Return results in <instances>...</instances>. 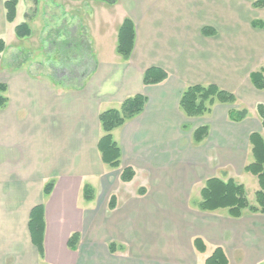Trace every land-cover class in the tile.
Returning a JSON list of instances; mask_svg holds the SVG:
<instances>
[{
	"label": "crops",
	"instance_id": "1",
	"mask_svg": "<svg viewBox=\"0 0 264 264\" xmlns=\"http://www.w3.org/2000/svg\"><path fill=\"white\" fill-rule=\"evenodd\" d=\"M86 1V18L79 10L62 19L45 13L39 29L32 24L34 13L27 17L18 9L8 23L0 0V83L7 98L0 107V264H204L216 247L227 264H264V213L244 210L232 217L227 209L196 207L204 181L223 179L227 167L244 171L252 160L249 135L264 137L256 111L258 103L264 105V91L249 79L264 60V28L251 25L264 21V7H253L255 0ZM97 3L105 5L101 18ZM125 18L135 30L126 60L116 51ZM21 20L31 31L24 38L14 31ZM204 27L214 34L203 35ZM34 37L53 46L64 42V52L74 39L87 40L90 49L73 57L76 83L67 82L66 63L49 72L44 57H29L33 49L23 43ZM149 67L161 68L166 78L144 84ZM192 84H215L236 100L188 117L179 99ZM135 94L146 102L111 131L120 151L119 167L113 168L98 150V116ZM241 108L246 117L229 120V110ZM203 125L207 135L195 143L192 132ZM127 166L134 176L123 182L119 174ZM49 181L52 189L44 194ZM119 182L135 188L125 191ZM85 185L92 189L89 200ZM112 195L115 207L109 210ZM37 205L43 207L40 250L29 227ZM73 233L79 237L71 249ZM195 237L203 240V252L193 246Z\"/></svg>",
	"mask_w": 264,
	"mask_h": 264
},
{
	"label": "trees",
	"instance_id": "2",
	"mask_svg": "<svg viewBox=\"0 0 264 264\" xmlns=\"http://www.w3.org/2000/svg\"><path fill=\"white\" fill-rule=\"evenodd\" d=\"M20 0H3V9L5 20L12 23L16 17L17 5ZM108 4H113L116 0H101ZM253 7H264V0H255ZM251 25L257 28H264L263 20H253ZM18 38H24L30 34V28L25 20L20 21L14 27ZM203 35H213L214 30L211 27L202 28ZM135 39L134 25L131 19L125 18L118 28L117 33V53L124 59L130 57ZM5 49V41L0 38V57ZM167 73L159 67H149L143 73L144 84H156L163 81ZM251 84L258 90L264 91V60L262 64L249 74ZM6 85L0 83V107H4L7 98L4 96ZM235 95L227 90L219 88L215 84L201 85L192 84L185 88L179 99V108L188 117H197L209 113L211 106L216 103H234ZM146 102V97L142 94H135L124 99L119 108H109L99 113L98 119L101 125L103 135L98 141V150L101 154V160L110 167H119L120 151L117 144L113 141L111 131L121 126L127 119L139 114ZM256 111L261 120L264 131V105L258 103ZM247 115L245 108L231 109L228 112V118L231 121H241ZM208 132V126L197 127L192 132V139L195 143L205 138ZM249 144L251 145L252 160L247 163L243 170L256 177L258 189L255 191V204L248 202L245 187L242 183L236 182L232 178L223 180L213 176L204 181L200 190V200L196 207L202 211H215L218 209H227L232 217H239L244 210L250 212L264 213V137L259 133L249 135ZM134 176L132 167L121 169L119 178L123 182L130 181ZM52 181L45 184L43 191L48 194L52 189ZM141 188L139 193L142 194ZM83 195L89 200L92 198V189L89 185L83 187ZM115 207V196L112 195L108 202L109 210ZM29 227L33 240L40 250L41 234L43 231V207L35 206L29 219ZM78 234L73 233L68 240V246L74 249L77 245ZM193 246L199 252L205 250V244L199 237L193 239ZM109 250H115V244H109ZM204 264H227L225 253L220 247H216L213 252L205 259Z\"/></svg>",
	"mask_w": 264,
	"mask_h": 264
},
{
	"label": "rangeland",
	"instance_id": "3",
	"mask_svg": "<svg viewBox=\"0 0 264 264\" xmlns=\"http://www.w3.org/2000/svg\"><path fill=\"white\" fill-rule=\"evenodd\" d=\"M20 2V7H18V11L20 10L23 13H25V16L30 17L32 15V13H34L32 16L35 17L34 21L32 24H34L35 27H38L39 29L41 28V17L43 15H45V13L48 14H54L52 15V17L54 18H58V19H62V18H71L70 15L72 13H75L76 11H80L77 12L76 14H79L82 16V18H86L87 16H84L89 3L86 0H81V1H72V0H24V2L22 0L19 1ZM60 4L62 7V10L60 7H57V5ZM99 5V18H101V14L102 12L100 11L102 6H105L102 3H97ZM18 6V5H17ZM60 8V9H59ZM117 8V7H116ZM115 8V9H116ZM50 10H53L52 12ZM118 10L116 9V12ZM28 12H30L31 14H29ZM70 12V14H68ZM115 10H112L111 13L113 15L116 14ZM246 12V11H245ZM248 12V10H247ZM118 13V12H117ZM118 15V14H117ZM32 18V17H31ZM22 21V20H21ZM71 26H69L68 28H70ZM38 30V29H37ZM37 38V37H36ZM51 40L54 39L53 36L49 37ZM84 39H74L73 42H70L71 44V49H68L66 52H64V45L65 43H56L55 46L51 45L50 43H41L38 40H35V37L33 39H28L26 40V43H23L24 41H21V44L23 43L24 46L27 48V50H32L33 52L29 53V57L32 58L33 60H38L37 62H40L41 58L44 57L45 60H41L43 61L41 64L44 66V68H47L46 70H48V68H50V66L52 65H57L58 63H66L65 68L66 69V79L67 82L69 83H76L77 81V76H75L74 70H72L71 68H74L75 65H73V57H79V55H81L80 53L83 52L82 49L84 47L90 49V45L87 42V40L83 41ZM100 54V53H99ZM109 54V53H108ZM106 54V55H108ZM101 55V54H100ZM101 57V56H100ZM24 59V53L22 55L21 58H19L20 60ZM101 58H99L100 60ZM107 59V58H105ZM40 64V63H39ZM78 64V63H77ZM76 64V65H77ZM38 65V64H37ZM60 68V70H62L63 67H58ZM71 70V72H70ZM49 72H51L50 70H48ZM69 72V74H68ZM59 75L61 73L58 72ZM229 170V172H228ZM228 175H226V174ZM116 175L117 172H113L112 176ZM228 176H230V178L234 179L236 182L238 183H242L245 187V193H246V197L249 203H254L255 202V191L258 188L257 185V181L255 176L246 173L244 171L239 172V170L233 168V171L231 170V168L227 167L226 171L224 172V174H222V177L224 180L228 179ZM232 176V177H231ZM115 178V176H114ZM116 182V179H114ZM120 186H123L122 183H120ZM125 191H130L133 188H135V185L132 183L126 187H122ZM194 201V198L192 199ZM194 203V202H193Z\"/></svg>",
	"mask_w": 264,
	"mask_h": 264
}]
</instances>
